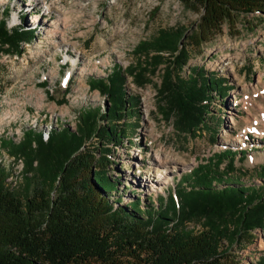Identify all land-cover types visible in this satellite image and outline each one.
<instances>
[{
    "label": "rangeland",
    "instance_id": "374dc122",
    "mask_svg": "<svg viewBox=\"0 0 264 264\" xmlns=\"http://www.w3.org/2000/svg\"><path fill=\"white\" fill-rule=\"evenodd\" d=\"M201 15L202 7L179 0H0L5 27L18 24L31 34L19 44L18 53L0 49V167L6 172L4 186L23 197L38 183L35 161L29 163L27 171L24 159L8 152L2 142L16 143L25 128L45 133L48 127L65 124L73 130L84 109L106 111L105 95L89 87V80L105 78L115 65L121 68L123 93L134 95L138 104L126 103L129 113L118 121L104 116L96 120L114 134L115 142L109 141V136H90L82 145L85 151H93L89 176L103 163L105 174L117 181L115 193H107L109 201L114 194L119 196L120 205L137 198L139 208L153 207L159 197L181 188L183 183H176L196 162L224 148L238 151V157L243 152V159L235 161V170L227 179L261 186L264 13L236 12L215 29L202 27ZM159 28L178 33L173 35L174 43L177 48L184 46L187 59L178 67L170 65L172 57L162 55L153 72L147 74V83L135 87L122 68L134 62L136 42L151 39ZM164 66L176 79L192 70L225 81L226 96L213 95L206 126L193 134L176 132L172 118L163 119L158 113L154 92ZM101 147L106 153L99 152ZM157 157L166 160L160 173L167 183L152 188ZM182 225L196 231L200 220L191 218ZM226 257L229 264H264V227L243 234L228 248Z\"/></svg>",
    "mask_w": 264,
    "mask_h": 264
},
{
    "label": "trees",
    "instance_id": "16d2710c",
    "mask_svg": "<svg viewBox=\"0 0 264 264\" xmlns=\"http://www.w3.org/2000/svg\"><path fill=\"white\" fill-rule=\"evenodd\" d=\"M179 1L202 7V27L208 29L236 12L264 13V0ZM173 35L159 28L151 39L133 46L134 62L124 66L122 74L135 87L147 83V74L162 55L172 57L170 65L184 64L186 50L177 48ZM29 37L30 29L18 24L7 28L5 18H0V47L5 45L0 49L18 53L19 44ZM120 70L115 65L105 78L89 80V87L105 95L106 111L84 109L73 130L65 124L48 127L43 138L42 132L25 128L16 143L2 142L8 152L24 159L27 171L35 161L38 186L26 196H16L4 186L6 172L0 167V264H229L228 248L252 228L264 227V176L259 187L227 179L235 161L243 159V152L239 158V152L230 148L196 162L176 183H183L181 188L159 197L153 207L139 208L137 198L120 205L114 194L108 200L107 193H115L117 181L105 174L103 163L89 176L93 151L82 145L90 136H109L115 142L114 134L96 120L104 116L118 121L129 113L126 103L138 104L134 95L123 93ZM203 74L189 70L176 79L163 67L154 99L160 117H171L178 133L193 134L205 127L213 95L226 96L224 80ZM106 150L99 148L100 153ZM260 169L264 172V166ZM191 218L200 220L199 230L184 228L182 223Z\"/></svg>",
    "mask_w": 264,
    "mask_h": 264
},
{
    "label": "bare ground",
    "instance_id": "6f19581e",
    "mask_svg": "<svg viewBox=\"0 0 264 264\" xmlns=\"http://www.w3.org/2000/svg\"><path fill=\"white\" fill-rule=\"evenodd\" d=\"M33 18V19H32ZM35 17L33 16V17H31V19H32V21H35V19H34ZM58 20V19H57ZM56 25H57V21H54L53 22V24H52V26L55 28L56 27ZM42 135H43V138H45V136H46V133H44V131L42 132ZM159 156V155H158ZM167 157V156H166ZM157 158H159V157H157ZM162 161H166L165 160V158H159L158 159V161H157V163H158V165H156V166H153V169H152V172H153V181L151 182L152 183V188H155V187H157V185H159L160 183H165L166 182V179H163L162 177H161V173H160V171H162L163 169H161L162 167H161V163H162ZM168 163V162H167ZM164 165V164H163ZM167 183V182H166Z\"/></svg>",
    "mask_w": 264,
    "mask_h": 264
}]
</instances>
